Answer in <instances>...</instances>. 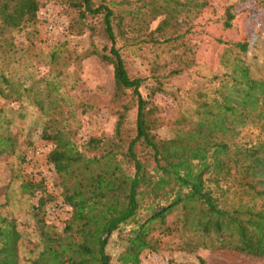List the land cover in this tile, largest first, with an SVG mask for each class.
Returning a JSON list of instances; mask_svg holds the SVG:
<instances>
[{
  "label": "trees",
  "instance_id": "1",
  "mask_svg": "<svg viewBox=\"0 0 264 264\" xmlns=\"http://www.w3.org/2000/svg\"><path fill=\"white\" fill-rule=\"evenodd\" d=\"M210 3L68 0L79 33L87 31L109 45L100 51L93 42L87 57L113 67V102L120 105L114 139L89 138L84 147L94 153L89 155L74 142L76 108L61 72H19L14 46L4 38L37 20L39 0H0V97L10 104L27 97L48 118L40 137L53 144L48 162L61 177L62 198L71 209L59 232L45 218V206L53 198L41 197L32 207L29 215L41 250L34 252L31 264H114L107 247L115 232L126 245L117 264H140L144 252L176 240L181 251L230 250L264 258V79L255 77L240 56L249 44H232L239 55L222 62L229 70L214 77L218 86L213 96L202 94L193 114L173 124L169 139L156 134L164 122L151 101L164 90L161 78L154 76L157 86L145 97L142 87L148 78L133 76L123 54L141 44L175 48L191 32L192 14L197 18ZM160 18L158 28L149 29ZM131 33L139 36L131 39ZM182 69H172L168 76ZM130 110L136 113L131 133L125 131ZM12 122L0 109V161L17 151L9 131ZM249 125L259 127L262 135L242 142L241 129ZM40 189L34 181L23 184L29 196ZM3 209L0 205V264H21L23 235Z\"/></svg>",
  "mask_w": 264,
  "mask_h": 264
},
{
  "label": "rangeland",
  "instance_id": "2",
  "mask_svg": "<svg viewBox=\"0 0 264 264\" xmlns=\"http://www.w3.org/2000/svg\"><path fill=\"white\" fill-rule=\"evenodd\" d=\"M39 2L41 8L37 20L10 30L4 38L14 46L17 59L14 67L19 72H32L37 76L50 69L54 74L61 72L68 95L76 108L74 142L81 151L87 152L88 148L84 147L89 138L98 137L108 141L115 137L120 105L113 102V67L104 64L96 56L87 57L93 42L100 51H106L109 45L101 37L92 39L87 31L79 33L77 13L69 7L68 0ZM210 2L212 7L205 9L197 18L196 13L192 14L191 32L175 48L141 44L123 49L131 74L148 78L142 87L145 97L157 86L154 76L161 78L164 90L151 98L158 106L159 116L164 122L156 131L161 138L174 137L173 124L180 116L193 114L202 94L213 96L218 86L214 77H222L229 70L222 62L230 63L236 54L239 55L232 44H249L248 51L240 56L252 66L255 77L264 79L263 3L257 0ZM163 19L152 22L149 29L158 28ZM134 36L139 35L131 33L128 37L133 39ZM54 54H57L55 60ZM176 68H183L184 71L169 77L170 71ZM29 84L27 82L26 86ZM0 109H4L6 115L13 119L9 131L17 144L16 154L4 156L0 161V205H4L3 210L16 219L22 232L21 264H31V259L41 250V245L29 214L41 197L49 196L53 199L47 203L44 212L47 223L50 222L47 207L63 202L61 177L48 162L53 144L40 137L48 122L41 108L27 97L23 102L13 104L0 97ZM135 117L134 110L126 113V132L131 133L134 129ZM241 130L239 140L242 142H255L262 135L260 128L253 125ZM27 180L40 184L42 189L36 190L32 196L24 194L23 184ZM65 206L60 215L48 223L59 232L65 228L71 216V209ZM178 242L172 241L155 252H144L140 264H264V258L249 257L230 250L181 251L177 247ZM125 246L120 233L115 232L107 247L114 264H117Z\"/></svg>",
  "mask_w": 264,
  "mask_h": 264
},
{
  "label": "built area",
  "instance_id": "3",
  "mask_svg": "<svg viewBox=\"0 0 264 264\" xmlns=\"http://www.w3.org/2000/svg\"><path fill=\"white\" fill-rule=\"evenodd\" d=\"M66 208L64 201L59 204H50L47 207V218L50 222H53L57 216L60 215L61 210L63 211ZM48 222V223H50Z\"/></svg>",
  "mask_w": 264,
  "mask_h": 264
}]
</instances>
